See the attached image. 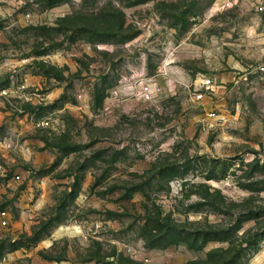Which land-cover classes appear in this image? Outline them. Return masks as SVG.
<instances>
[{
    "label": "rangeland",
    "instance_id": "obj_1",
    "mask_svg": "<svg viewBox=\"0 0 264 264\" xmlns=\"http://www.w3.org/2000/svg\"><path fill=\"white\" fill-rule=\"evenodd\" d=\"M216 1H0V264H264V0ZM163 18L187 79L112 98Z\"/></svg>",
    "mask_w": 264,
    "mask_h": 264
},
{
    "label": "crops",
    "instance_id": "obj_2",
    "mask_svg": "<svg viewBox=\"0 0 264 264\" xmlns=\"http://www.w3.org/2000/svg\"><path fill=\"white\" fill-rule=\"evenodd\" d=\"M239 3V0H217L215 2L214 7H218V9H223L225 7H234L235 5H237ZM168 19L163 18L161 21H159L158 24H156V28L154 29V33L152 34L153 36V40L152 41H157L159 39H162L161 35L165 34L167 36V38L171 41H169L168 43L164 44V46H162V48H156L158 47V42H155V46H152L151 44V48H148V51H158L160 52L161 49L165 50L166 53L170 52L171 55L176 56L175 60L172 59L170 61H168L166 63L167 67H166V72L165 74H163V76L160 77V82L164 87L165 90V95H169V94H173L172 90L173 87L176 86L180 81H185L187 79V75H188V71L184 70V68L181 66V64H179L177 61V59H179L178 57L182 56L183 54H187L189 46L185 45L184 41H180V43L177 41V38H182L184 40L189 38V35L193 34L194 29L190 30V32L188 30L185 31V33L178 35V31L175 25H173L172 23L168 22ZM150 34V32H142L140 34V36L134 38V41H137L136 43H138L139 46L136 47V49H138L139 51L144 49L142 48V44L141 42L144 40L151 39L150 37H148ZM133 41V40H132ZM131 42V41H130ZM135 43V44H136ZM154 43V42H153ZM131 45V43H126V46L129 47ZM166 45V46H165ZM141 47V48H140ZM145 47V46H144ZM141 57L137 58L138 59V64L135 67L134 70L132 71H140L145 75H155L157 72L155 69V72L152 71L153 69L150 70V66H149V61L146 59V53L143 52L141 53ZM212 69V68H209ZM214 70L218 69L217 67L213 68ZM217 82H224L228 79L229 76H225L223 73H218L217 75ZM231 79L233 78L230 75ZM229 77V80H230ZM197 82L199 83V81L197 80ZM167 85V88L166 86ZM169 86V88H168Z\"/></svg>",
    "mask_w": 264,
    "mask_h": 264
},
{
    "label": "built area",
    "instance_id": "obj_3",
    "mask_svg": "<svg viewBox=\"0 0 264 264\" xmlns=\"http://www.w3.org/2000/svg\"><path fill=\"white\" fill-rule=\"evenodd\" d=\"M2 1V0H0ZM27 17L30 21V15ZM147 24H155V20L151 19ZM253 70V69H252ZM254 71L260 74H264V57L260 60ZM165 74L164 71L158 70L155 75H145L142 72L132 71L129 76H123L118 87V90L112 91V98L118 96L119 91L126 94V96H134L145 102H158L165 95V90L163 85L160 82V77ZM235 80V78H233ZM199 92L196 94L197 99H202L205 97V91H211L217 85V76L214 71H210L208 75H202L199 80ZM156 106H159L156 104ZM209 119H222L221 116H218L215 111L207 112L206 116L202 118V122L205 124ZM0 222L2 226H7L9 224V216L6 211L0 213Z\"/></svg>",
    "mask_w": 264,
    "mask_h": 264
}]
</instances>
